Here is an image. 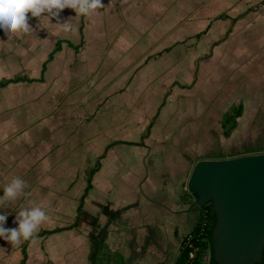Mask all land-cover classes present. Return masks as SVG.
<instances>
[{
	"label": "crops",
	"instance_id": "obj_1",
	"mask_svg": "<svg viewBox=\"0 0 264 264\" xmlns=\"http://www.w3.org/2000/svg\"><path fill=\"white\" fill-rule=\"evenodd\" d=\"M102 3L0 29V214L50 217L0 264H183L194 164L264 152V0Z\"/></svg>",
	"mask_w": 264,
	"mask_h": 264
},
{
	"label": "water",
	"instance_id": "obj_2",
	"mask_svg": "<svg viewBox=\"0 0 264 264\" xmlns=\"http://www.w3.org/2000/svg\"><path fill=\"white\" fill-rule=\"evenodd\" d=\"M195 203L213 214L214 264L264 259V152L197 161L187 182Z\"/></svg>",
	"mask_w": 264,
	"mask_h": 264
},
{
	"label": "clouds",
	"instance_id": "obj_3",
	"mask_svg": "<svg viewBox=\"0 0 264 264\" xmlns=\"http://www.w3.org/2000/svg\"><path fill=\"white\" fill-rule=\"evenodd\" d=\"M109 3H112V0H109ZM66 8L72 9L76 16L90 17L105 6L102 0H0V29H3L6 35L30 33L33 29L28 23V13H31V17H45L49 22L52 17L59 20L60 12ZM55 25L64 32L72 30L69 21ZM26 186V181L18 177L13 178L3 189L0 208L23 195ZM6 219L7 213L0 214V239L16 247L23 241L34 240L42 224L50 217L42 206L36 204L18 211L14 220L17 227L6 228Z\"/></svg>",
	"mask_w": 264,
	"mask_h": 264
},
{
	"label": "built area",
	"instance_id": "obj_4",
	"mask_svg": "<svg viewBox=\"0 0 264 264\" xmlns=\"http://www.w3.org/2000/svg\"><path fill=\"white\" fill-rule=\"evenodd\" d=\"M201 209L196 229L187 233L183 239V264H208L212 260L209 235L213 224V214L207 205Z\"/></svg>",
	"mask_w": 264,
	"mask_h": 264
},
{
	"label": "rangeland",
	"instance_id": "obj_5",
	"mask_svg": "<svg viewBox=\"0 0 264 264\" xmlns=\"http://www.w3.org/2000/svg\"><path fill=\"white\" fill-rule=\"evenodd\" d=\"M226 125H227L228 127H230V125H232V121L230 120L229 123H226ZM210 250H211V248H210ZM261 264H264V259H263V262H262Z\"/></svg>",
	"mask_w": 264,
	"mask_h": 264
},
{
	"label": "trees",
	"instance_id": "obj_6",
	"mask_svg": "<svg viewBox=\"0 0 264 264\" xmlns=\"http://www.w3.org/2000/svg\"><path fill=\"white\" fill-rule=\"evenodd\" d=\"M183 255H184V253H183ZM183 257H184V256H183ZM183 259H184V258H183ZM211 264H214L212 260H211Z\"/></svg>",
	"mask_w": 264,
	"mask_h": 264
}]
</instances>
